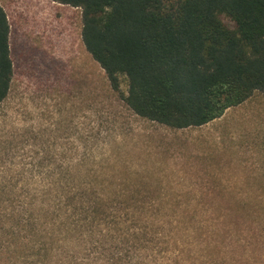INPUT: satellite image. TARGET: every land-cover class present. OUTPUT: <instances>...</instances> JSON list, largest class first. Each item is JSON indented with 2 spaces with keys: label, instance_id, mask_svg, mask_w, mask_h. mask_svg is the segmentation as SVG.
<instances>
[{
  "label": "rangeland",
  "instance_id": "1",
  "mask_svg": "<svg viewBox=\"0 0 264 264\" xmlns=\"http://www.w3.org/2000/svg\"><path fill=\"white\" fill-rule=\"evenodd\" d=\"M0 6V264H264V94L173 130L128 109L125 78L111 90L79 8ZM73 197L98 214L69 231Z\"/></svg>",
  "mask_w": 264,
  "mask_h": 264
},
{
  "label": "trees",
  "instance_id": "2",
  "mask_svg": "<svg viewBox=\"0 0 264 264\" xmlns=\"http://www.w3.org/2000/svg\"><path fill=\"white\" fill-rule=\"evenodd\" d=\"M51 1L81 10L86 52L112 91L125 78L122 100L140 118L173 130L196 128L264 94V0ZM9 33L0 6V104L13 76ZM74 198L69 231L98 214L94 201ZM86 214L92 217L82 221Z\"/></svg>",
  "mask_w": 264,
  "mask_h": 264
}]
</instances>
